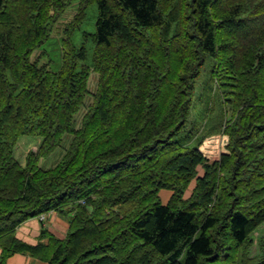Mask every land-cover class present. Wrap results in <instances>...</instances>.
<instances>
[{"label":"trees","instance_id":"1","mask_svg":"<svg viewBox=\"0 0 264 264\" xmlns=\"http://www.w3.org/2000/svg\"><path fill=\"white\" fill-rule=\"evenodd\" d=\"M75 1L51 71L32 56ZM90 2L88 65L72 33ZM208 58L233 108L227 151L212 162L180 136ZM66 133L60 161L41 167ZM22 135L42 138L25 164L15 156ZM161 189L172 191L167 203ZM50 211L70 219L66 237H17ZM263 222L264 0H0V264L16 253L48 264H264V236L254 237Z\"/></svg>","mask_w":264,"mask_h":264},{"label":"rangeland","instance_id":"2","mask_svg":"<svg viewBox=\"0 0 264 264\" xmlns=\"http://www.w3.org/2000/svg\"><path fill=\"white\" fill-rule=\"evenodd\" d=\"M80 4L78 1L68 6L60 19L54 25L51 36L34 52L32 59H39L40 64H47L51 71H57L62 65L63 57V38L65 37V28L68 23L78 13ZM98 19V5L96 2H90L85 8V14L82 21L75 27L72 33L73 43L80 47L85 45L88 50V58L86 64H91L93 53V41L91 34L96 32ZM87 33V37H85ZM214 63L208 58L202 66L201 73L196 79L193 101L190 112L188 114L186 124L180 136H186V139L195 146H198L203 153L212 162L217 160L222 152H226L227 135L223 133V126L229 121L233 114V108L229 102L232 96L229 92L230 87L222 85L221 80L213 77ZM98 84V73L92 71L88 81L89 92L86 95L85 102L80 110L75 114V126L78 128L83 119V115L87 111L88 105L91 104L92 93L96 91ZM72 133L64 134L61 144L54 149L49 155L42 157L39 165L45 169L55 166L65 153L70 144ZM39 135H22L20 136L15 148V156L25 164L26 155L30 150H37L41 143ZM198 176L204 171L203 167H198ZM195 179L190 184L185 193V197H189L194 186ZM172 191L169 189H161L160 197L163 203H167ZM51 212V211H50ZM57 212V211H56ZM42 216V215H41ZM38 216V217H41ZM70 216V215H69ZM70 220L69 218H67ZM24 223V222H23ZM70 224V223H69ZM264 236V222L258 227L254 233V237ZM259 253V247H252V255Z\"/></svg>","mask_w":264,"mask_h":264},{"label":"crops","instance_id":"3","mask_svg":"<svg viewBox=\"0 0 264 264\" xmlns=\"http://www.w3.org/2000/svg\"><path fill=\"white\" fill-rule=\"evenodd\" d=\"M172 195V194H170ZM171 197V196H170ZM170 199V198H169ZM169 201V200H168ZM70 224L66 216L56 212L51 211L49 213L43 214L41 217L30 218L24 223H22L16 232L18 238L36 244L38 242H43L48 244L49 237H40L43 229H47L50 234H54L58 238L66 237ZM1 255V249H0ZM9 264H48L39 258L33 257L26 253H16L12 255L9 260Z\"/></svg>","mask_w":264,"mask_h":264}]
</instances>
